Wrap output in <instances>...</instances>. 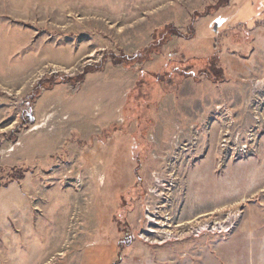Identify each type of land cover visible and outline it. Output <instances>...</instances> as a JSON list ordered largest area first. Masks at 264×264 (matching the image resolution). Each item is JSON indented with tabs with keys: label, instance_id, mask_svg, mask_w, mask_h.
<instances>
[{
	"label": "rangeland",
	"instance_id": "rangeland-1",
	"mask_svg": "<svg viewBox=\"0 0 264 264\" xmlns=\"http://www.w3.org/2000/svg\"><path fill=\"white\" fill-rule=\"evenodd\" d=\"M256 21L264 0H0V264H264Z\"/></svg>",
	"mask_w": 264,
	"mask_h": 264
},
{
	"label": "trees",
	"instance_id": "trees-1",
	"mask_svg": "<svg viewBox=\"0 0 264 264\" xmlns=\"http://www.w3.org/2000/svg\"><path fill=\"white\" fill-rule=\"evenodd\" d=\"M207 15H210V14H207ZM193 23L194 22H192V24H191L192 27L194 25ZM255 25H261L262 26V25H264V21H259V22L256 21ZM192 32L194 33V29H192ZM198 58H204L205 60H207V63H208L206 69L203 70L200 74H203L204 76H206L208 79H211V80L212 79L217 80L220 78V75L222 74L223 70L221 67H218V65H217V64H219L218 61L217 62L215 61L214 62L215 64H212L213 61L215 60V56L213 54L207 55L206 57L202 56V57H198ZM192 59H196V58H192ZM135 149H137V148H135ZM22 171H23V169L22 170L18 169L16 174L13 176V179H10V180L14 181L15 179H22L23 178V172ZM11 181L6 182L5 185H7Z\"/></svg>",
	"mask_w": 264,
	"mask_h": 264
},
{
	"label": "bare ground",
	"instance_id": "bare-ground-1",
	"mask_svg": "<svg viewBox=\"0 0 264 264\" xmlns=\"http://www.w3.org/2000/svg\"><path fill=\"white\" fill-rule=\"evenodd\" d=\"M207 222V221H206ZM229 223H232V219L230 218L229 219ZM217 224V223H216ZM221 230H220V232H225V231H227L228 229H226V227L224 226V225H221L220 227H219ZM218 229V228H217ZM229 254H230V252H229ZM231 255V257H232V254H230ZM239 259H234V260H231V264H245V262L241 259V263L238 261Z\"/></svg>",
	"mask_w": 264,
	"mask_h": 264
},
{
	"label": "crops",
	"instance_id": "crops-1",
	"mask_svg": "<svg viewBox=\"0 0 264 264\" xmlns=\"http://www.w3.org/2000/svg\"><path fill=\"white\" fill-rule=\"evenodd\" d=\"M118 244H119V241L117 242V247H118ZM95 251H103L104 252V250H101V249H98V250H95ZM105 253H106V258H107L108 253L107 252H105ZM106 258H105V261H106ZM105 261L103 263H101V264H105Z\"/></svg>",
	"mask_w": 264,
	"mask_h": 264
}]
</instances>
